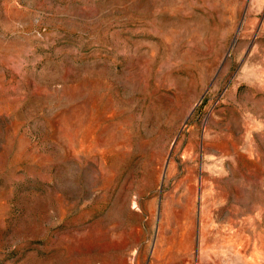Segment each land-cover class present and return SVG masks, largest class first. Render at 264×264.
I'll list each match as a JSON object with an SVG mask.
<instances>
[{
    "label": "rangeland",
    "instance_id": "obj_1",
    "mask_svg": "<svg viewBox=\"0 0 264 264\" xmlns=\"http://www.w3.org/2000/svg\"><path fill=\"white\" fill-rule=\"evenodd\" d=\"M0 264H264V0H0Z\"/></svg>",
    "mask_w": 264,
    "mask_h": 264
}]
</instances>
